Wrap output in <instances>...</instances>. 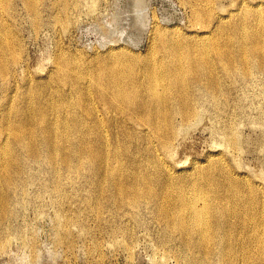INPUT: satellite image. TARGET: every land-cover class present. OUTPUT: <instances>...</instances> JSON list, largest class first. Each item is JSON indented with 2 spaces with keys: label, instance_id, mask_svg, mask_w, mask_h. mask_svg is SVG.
<instances>
[{
  "label": "rangeland",
  "instance_id": "obj_1",
  "mask_svg": "<svg viewBox=\"0 0 264 264\" xmlns=\"http://www.w3.org/2000/svg\"><path fill=\"white\" fill-rule=\"evenodd\" d=\"M66 1L41 0V19L24 0H13L2 10L4 14L10 9L0 27L12 31L20 60L6 72L9 80L8 76L0 79V200L2 195L6 198L3 208L0 204V217L4 216L0 218V264H249L252 260L242 257L238 240H247L252 252L264 250L249 239L258 225L257 215L264 212V52L251 49L248 63L238 55L233 62L226 56L217 59L220 87L209 86L207 74L191 67L194 115L190 116L176 92L166 93L164 108L153 106L155 95L147 92V80L133 92L129 104L101 99L105 90L114 91L106 88L105 76L100 84L106 89L98 86L96 73L100 60L121 49L145 58L155 20L166 29L178 27L181 37L193 40L205 31L211 39L221 18L247 16L249 37L259 27L254 15L264 17V0H217L214 19L205 18L204 25L195 21L192 2L182 0H77V6L76 0ZM64 2L76 8L63 10ZM137 4H145V9ZM139 18L147 23L137 25ZM37 19L40 26L34 23ZM257 42V37L246 39L248 47ZM67 58L66 83L57 85L73 92L75 107L68 114L67 109L60 112L71 120L82 119L83 126L68 157L63 150L44 145L38 130L31 149L29 140L15 139L14 129L2 131L6 112L19 122L24 109L20 98L26 89L46 86L59 73L57 62ZM125 80L128 86L132 83L131 78ZM87 90L94 101L87 99ZM141 98L149 105L136 111ZM159 109L170 113L175 125L176 134L166 149L164 132L151 128L157 123L154 111ZM47 124L44 119L40 127ZM84 141L92 146L83 147ZM2 145L10 146L11 154L21 161V171L9 186L10 164L1 167ZM195 184L203 185L211 205L226 212L221 226L214 227L216 243L207 248L185 241L176 225L178 203L167 200L170 193L172 198L182 191L190 196ZM229 207L237 212L234 218L227 216ZM253 263L264 264V257Z\"/></svg>",
  "mask_w": 264,
  "mask_h": 264
},
{
  "label": "bare ground",
  "instance_id": "obj_2",
  "mask_svg": "<svg viewBox=\"0 0 264 264\" xmlns=\"http://www.w3.org/2000/svg\"><path fill=\"white\" fill-rule=\"evenodd\" d=\"M12 1L13 0H0V25L4 24V22H2L3 16L6 13V11L10 10L9 8H6L7 10L3 14L2 12L5 10L4 7H6L7 5L9 6L12 3ZM251 1H254V0H251ZM24 2L26 3L27 7L32 11V13L35 15V17L39 18V15L42 14V13L39 14V7H38L41 0H24ZM183 2L184 3L188 2V4L189 2L190 3L192 2L194 6V17L196 19L195 21H198V23L202 22L203 24L205 22L204 21L205 18L214 19L215 7H216L215 4L217 0H182V3ZM76 3H77V0L74 4L75 6L79 4V1L77 4ZM141 3H143V1ZM137 5H139V7L141 6V10L145 7L144 6L145 4H137ZM70 6H72V4L71 5L65 4L63 10L65 9L68 10V7L71 9L75 7V6L74 7L73 6L70 7ZM59 10L62 11V8L61 9L59 8ZM59 17H60V20H62L61 16ZM254 17H256V20L258 21L259 27L257 30H254V32L252 31V34L249 37H247V34L249 32L248 28L250 25H249L248 17L246 16V17H242L239 19L236 18L230 21L228 20L224 21L225 19L223 20V18H221L220 23L218 24V29L214 32L211 39L206 38L207 34L205 33L206 32L205 31L203 32L204 34H195L197 36H196V39H193V40L191 39L188 40V39H184L183 37H181V30L178 27L170 26L171 29L169 28L166 29L167 26L163 27L164 25L162 26V22L154 19L155 21H153L154 24L152 25L151 33L149 36L150 43H149L148 50H147L148 52L145 58H141V56L138 57L137 54L131 53V51L129 50L127 51V50L121 49V51L116 52L113 55H110L100 60L101 69L96 73L97 75L96 83L98 84V86L104 87V85L100 84V81L103 78V76H105L106 77V82H105L106 88L111 89L112 91H114V93L110 94L107 92V90H105L103 93L99 95V98L101 99L109 98V99H112L114 103L117 99H121V102L123 104L124 103L129 104L130 101L134 99V97L132 96V94H134L133 92L138 91V88L140 87V83L143 82L144 80H147L149 82V85H147V88H146L147 92L153 96L155 95V100L152 101L153 106H160L164 108V105H166V101H165L167 97L166 93L176 92V94L178 93L179 102L180 103L182 102L184 106H187L186 115L188 116L194 115L193 111H191V105L194 103V96L190 91L192 80L189 79V74H188L189 71H192L191 67L196 68L198 72L200 71V72H204L205 74H207L206 83L209 86L211 87L219 86L220 87L221 81L216 75L217 62L219 61V60L217 61V59L221 58L222 56H226L227 58L230 59L231 62H233V59L238 55L242 58V61L248 63L249 56L252 53L251 49H253L254 51H257V52L259 51L263 53L264 52V17L262 16L261 13L260 14L258 13V15L255 14ZM39 19L35 20L36 22L34 23L38 22L37 25H39L40 23V21H38ZM144 20L139 18L138 21L137 20L135 21H137L136 24L138 25V24H143ZM145 23H147L146 20H145ZM256 37L258 38L257 45H255L254 47H248L247 46L248 44L246 43V39L256 38ZM17 43L15 42V37L10 29H8L7 27L6 28L0 27V79L3 77L4 79H6L7 76L9 75V74H6V72H8V70L10 72L11 71L10 68L12 69L13 67V66L11 67V64L16 65V63L20 60V59L19 60L17 59L18 58L17 55L19 54H16V53H19L16 50L17 47L19 46V45L16 46ZM155 44H156V47H154ZM158 53H160L161 57H159ZM9 55H11L12 58H10ZM11 60L13 62H11ZM59 62L60 60L55 65L57 66L59 73H57L56 77L51 76V79L49 80L48 84H46V86L43 87L41 85H37V88L33 90L30 88H27L26 92L23 93L20 99L24 102V109H22L21 112H19V115H20L19 122L12 121V118L9 112L5 113V122L3 124L4 130L2 131L6 130V132L7 131L9 132V130L14 129L15 139L20 140V141L22 140V142H25V143L27 140H29L30 145L28 146V148L30 147L31 149L34 146L32 145V142L37 141L36 133L38 130V135L42 136L44 145L51 147V149L57 152L59 150H63V152L66 154L65 156L68 157L67 155H69L71 151L70 147H74L75 145L73 143V139L79 137L80 132H82L80 131V129L83 128V126L81 124L82 119L75 118L71 120L68 115L66 116L65 114L60 112L62 109L64 110L67 109V111H64L67 114L68 112H72L73 108L75 107V103H74L75 98H74L73 92H69V91L64 92L61 89H59V85H57L61 82L62 83L65 82L63 80H65L64 78H66V76L68 75L67 72H65V70L70 71V69L67 70L68 65L70 63V59L67 58L66 60L64 59L62 63L61 62L59 63ZM86 69H88V71L90 70L89 68H86ZM251 73L252 72H250V74ZM75 75H77V72ZM9 76L7 78L8 80H9ZM11 77L13 76L11 75ZM126 77L128 78V80H130V78L132 80V83L129 86H128L127 81L125 80ZM15 81H16V78H15ZM87 81H91V80H87ZM72 84L74 85V83ZM63 86L65 88V85ZM160 86L162 87V90H159ZM85 93L87 94V99L93 100L94 96L91 91L87 90ZM141 99L142 100L136 102V106H137L135 107L136 111L143 109L147 105H149V103L145 99L143 98ZM9 106L11 105L9 104ZM175 108H176V105L174 106V109ZM160 111L162 112V114L166 112V111H163L162 109L161 110L159 109L158 112L154 111L155 112L154 118H157L156 119L157 123L154 125V122H153L151 125L152 126L151 128H153V130L155 131L162 130L164 132L161 139H162L163 148L166 149L167 147L170 146V144L173 141L172 139L176 134L174 133L175 125H174V122L172 121V118L170 117L171 116L170 113L169 114L165 113L163 114V117H161ZM17 113L16 115H18ZM99 116L101 117V115ZM44 119H48V124L46 127L44 126L40 127V122ZM88 127L94 130L95 126L90 125ZM39 131H40V134H39ZM159 132L161 133V131ZM7 134L9 135L10 133H7ZM106 134H107V131H106ZM153 134L156 135V132ZM59 136L61 137L65 136L66 139L60 140ZM4 143H1V144H4ZM81 143L83 147L88 148L92 146L90 141H84ZM168 154H166V156H168ZM1 156H2L1 158L2 166L1 167L7 168L9 167V165L6 167L5 164H10L9 175L6 178V185L9 186L16 179L15 178L16 174L21 171V166H20L21 161H18L17 158H14V156L11 154L10 146H7V145L4 148L3 154ZM84 171H86V169ZM170 171L172 170L170 169ZM69 182L71 183V180ZM59 188L60 187H58L57 189L59 190ZM192 190H193V193L190 196L186 194V192L182 191L178 195L177 198H172L171 193H170L167 196V200H170V202L176 201L178 203L177 208H178L180 217L176 225L180 227L181 231L184 233L185 241H189V242L196 241L198 245L199 244L205 245L206 248L211 247L213 244L216 243L217 236H218V232H216V230L214 231V227L217 225L221 226L220 224L222 221L221 216L222 215L225 216L226 212L223 209H219L211 205L210 201L208 200V197L204 195L205 193L203 191L204 190L203 185L195 184L194 186H192ZM217 195L218 194L215 193L214 198L215 197L218 198ZM1 197H2V200H0V204L2 205V208H3L6 204V198L3 195ZM132 200H134V202L138 201L136 197L132 198ZM254 203H255V200H254ZM128 206H130V204ZM166 211L168 212L166 214L170 215L169 209H167ZM228 211L229 212L227 213V216H229L230 218H234L237 214V212H235L233 208L229 207ZM90 212H93V211H91L90 209ZM1 217L4 218V216H1ZM249 218L251 217L245 215V219L247 221H250ZM257 219H258L257 221L258 225L256 228H254L253 233L249 235V239H250V242L253 241L254 244L258 248L262 249L264 248V212H260L257 215ZM260 224L261 226H259ZM238 245L241 249L242 257L247 258L250 261L252 260L249 264H254L253 260L264 257V250H259L258 252H252L249 247V244H247V240H238Z\"/></svg>",
  "mask_w": 264,
  "mask_h": 264
}]
</instances>
